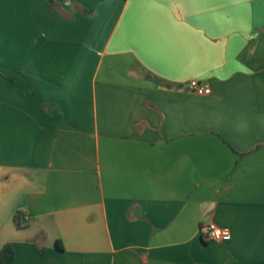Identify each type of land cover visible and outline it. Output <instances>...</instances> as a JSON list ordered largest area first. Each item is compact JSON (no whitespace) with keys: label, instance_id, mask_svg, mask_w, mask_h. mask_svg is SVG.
Listing matches in <instances>:
<instances>
[{"label":"crops","instance_id":"obj_1","mask_svg":"<svg viewBox=\"0 0 264 264\" xmlns=\"http://www.w3.org/2000/svg\"><path fill=\"white\" fill-rule=\"evenodd\" d=\"M0 70L6 264H264V0H0Z\"/></svg>","mask_w":264,"mask_h":264},{"label":"built area","instance_id":"obj_2","mask_svg":"<svg viewBox=\"0 0 264 264\" xmlns=\"http://www.w3.org/2000/svg\"><path fill=\"white\" fill-rule=\"evenodd\" d=\"M186 87L190 91L198 95H206V94H209L211 91L208 84L202 81L195 80V79L189 80L186 83ZM200 231H201L202 237L206 241H218V240H223V239H227L230 237V231L228 228L219 227L211 222L203 223L200 227Z\"/></svg>","mask_w":264,"mask_h":264},{"label":"trees","instance_id":"obj_3","mask_svg":"<svg viewBox=\"0 0 264 264\" xmlns=\"http://www.w3.org/2000/svg\"><path fill=\"white\" fill-rule=\"evenodd\" d=\"M58 0H49V6L52 9H55V6L57 4ZM1 73V70H0ZM10 80H13L14 77H9ZM20 212H15L13 219L15 221L16 226H20L21 224V219H20ZM14 258V250L12 248V243L11 242H6L2 248L0 249V264H6L10 261H12Z\"/></svg>","mask_w":264,"mask_h":264}]
</instances>
